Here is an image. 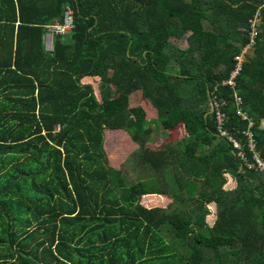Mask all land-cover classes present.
I'll return each mask as SVG.
<instances>
[{"label": "trees", "instance_id": "1", "mask_svg": "<svg viewBox=\"0 0 264 264\" xmlns=\"http://www.w3.org/2000/svg\"><path fill=\"white\" fill-rule=\"evenodd\" d=\"M263 4L0 0V264H264V173L241 169L210 106ZM68 7L75 29L48 53ZM258 28L237 90L264 158V9ZM138 91L156 119L130 106ZM153 120L184 136L156 147ZM113 133L139 146L140 178L112 166ZM152 194L172 203L148 209Z\"/></svg>", "mask_w": 264, "mask_h": 264}, {"label": "built area", "instance_id": "2", "mask_svg": "<svg viewBox=\"0 0 264 264\" xmlns=\"http://www.w3.org/2000/svg\"><path fill=\"white\" fill-rule=\"evenodd\" d=\"M264 4L254 15L250 22L249 43L244 46L235 58V68L229 77L218 83L212 92H210L211 111L215 116L217 136L227 141L235 151L241 161V169L248 171L264 173V158L258 151V142L255 136L256 120L245 109L244 99L237 90L238 79L243 72V66L247 62L248 56L251 55L256 39L258 36V25L261 22L262 10ZM76 26L75 13L72 8H67L64 13L63 21L46 25V34L43 36V42L48 51H53V38L70 34ZM252 50V51H251ZM220 87H228L233 91V105L235 106L236 115L239 119L247 123L244 130L232 132L228 127L229 115L226 111L228 107V99L220 95ZM264 123V120H263ZM60 129L59 127L57 128ZM240 135V137H238Z\"/></svg>", "mask_w": 264, "mask_h": 264}, {"label": "rangeland", "instance_id": "3", "mask_svg": "<svg viewBox=\"0 0 264 264\" xmlns=\"http://www.w3.org/2000/svg\"><path fill=\"white\" fill-rule=\"evenodd\" d=\"M206 25V23H205ZM206 27V26H205ZM175 45L179 48V49H184L188 44L186 42V39L184 40H177L174 41ZM252 51V50H251ZM157 126L155 128V137L153 139V142L155 145H162L164 143L167 142H171V141H176L179 136V132L178 129L172 130V131H165L159 123H157ZM110 133V132H108ZM168 133H172V134H168ZM121 137V139H120ZM116 139H118L119 141V145L114 148V145L117 144ZM128 136L127 135H120L117 133H113L111 135V137L108 138L107 142L109 143V150H108V157L109 160L112 164L113 167H115L116 169L118 168H123V170L126 172V176L128 177V179L130 181H134L136 180L138 177H141V172L137 173L136 171L133 172V174L131 173V169L129 167V165L127 163H125V158H126V154L128 152L131 151V144H129V141L127 140ZM136 161V159L134 158V162ZM127 167V168H126ZM209 218V224L212 226L213 225V215L211 214Z\"/></svg>", "mask_w": 264, "mask_h": 264}, {"label": "crops", "instance_id": "4", "mask_svg": "<svg viewBox=\"0 0 264 264\" xmlns=\"http://www.w3.org/2000/svg\"><path fill=\"white\" fill-rule=\"evenodd\" d=\"M256 12H255V14H256ZM57 22H60V21H57ZM43 45H44V49L46 52H48V53L54 52L55 48L53 51H48L46 49L45 44H43ZM53 47H54V38H53ZM187 47H188V45L184 49H186ZM85 82H87V79ZM130 106L131 107H138V106L143 107L145 109V111L148 113L149 119H156V117H157V110H155L147 101L144 100V97L142 95V91H138V92L132 94ZM156 122L157 121H155V120L152 121L155 128L157 126ZM263 126H264V123H263ZM178 132H179L178 138H182V136H184V133H182V130L180 131V129H178ZM168 134H172V133H168ZM154 137H155V134L153 135V139H154ZM127 140L130 141L131 139L130 140L127 139ZM162 145H158V148ZM156 147H157V145H156ZM139 154H141V152L139 150V146L131 142V151L129 152V154H126L125 163H127L129 165L132 174L134 172L133 170L135 169V165L137 164V161L134 162V158H137ZM125 174H126V172H125ZM171 203H172V199L166 195L152 194V195H146L142 199L143 206H145L148 209L157 208V207L167 208Z\"/></svg>", "mask_w": 264, "mask_h": 264}]
</instances>
